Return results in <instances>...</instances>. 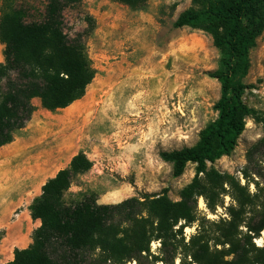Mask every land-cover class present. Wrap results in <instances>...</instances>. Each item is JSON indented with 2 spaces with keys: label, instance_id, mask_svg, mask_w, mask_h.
I'll list each match as a JSON object with an SVG mask.
<instances>
[{
  "label": "rangeland",
  "instance_id": "obj_1",
  "mask_svg": "<svg viewBox=\"0 0 264 264\" xmlns=\"http://www.w3.org/2000/svg\"><path fill=\"white\" fill-rule=\"evenodd\" d=\"M43 4L44 0H0V13L21 8L26 21H36ZM191 6L190 0H146L142 9H130L113 0H81L63 7L62 30L69 37L81 35L94 74L82 96L64 108L48 111L33 98L29 119L11 142L0 146V262L10 261L13 248L31 242L38 223L29 217V204L43 182L78 151L91 166L71 178L62 195L66 204L84 197L114 204L162 188L169 199H178L194 165L187 163L172 177L170 164L157 153L192 145L198 131L215 117L213 103L219 91L216 80L207 76L219 56L210 37L171 25ZM2 48L0 43V62ZM247 62L238 81L252 85L242 98L256 117L244 119L229 155L206 166L232 174L240 185L245 184L240 173L244 170L248 192L264 207V32L248 50ZM230 202L228 195L222 196L223 206ZM222 212L219 206L209 212L203 198H197L198 219H216ZM194 227L195 223L184 227L185 236ZM262 234L253 240L255 245H262ZM157 247L151 241L149 252L156 254ZM137 259L123 264H161L144 253ZM178 261L175 256L172 262Z\"/></svg>",
  "mask_w": 264,
  "mask_h": 264
},
{
  "label": "trees",
  "instance_id": "obj_2",
  "mask_svg": "<svg viewBox=\"0 0 264 264\" xmlns=\"http://www.w3.org/2000/svg\"><path fill=\"white\" fill-rule=\"evenodd\" d=\"M81 0H44L41 18L26 21L21 8L0 13V146L12 141L14 133L30 117L38 99L48 111L61 109L79 99L94 71L84 50L81 35L67 36L62 30L63 7ZM130 9H142L146 0H113ZM171 25L206 33L218 51L216 67L207 76L216 80L218 97L215 117L197 133L190 146L160 150L158 157L170 164L172 177L187 163L193 175L171 200L166 188L153 195L131 196L114 204H97L91 197L64 203L63 192L71 178L87 171L91 162L78 151L65 167L40 186L28 206L30 219L39 224L31 242L13 248L10 261L1 264H123L138 262L144 253L152 262L173 264H264V207L255 195L232 174L219 172L206 163L227 156L243 131L244 119L256 112L242 98L238 78L245 74L248 50L264 32V0H190ZM88 23L90 19H87ZM226 188H225V187ZM231 202L222 205V196ZM202 197L207 210L223 212L216 219L196 217V200ZM195 223L185 236L183 229ZM262 245L253 240L260 232ZM156 241V254L149 243ZM97 251L96 257H89ZM91 261H89V259Z\"/></svg>",
  "mask_w": 264,
  "mask_h": 264
},
{
  "label": "crops",
  "instance_id": "obj_3",
  "mask_svg": "<svg viewBox=\"0 0 264 264\" xmlns=\"http://www.w3.org/2000/svg\"><path fill=\"white\" fill-rule=\"evenodd\" d=\"M33 222H34V223H38V224H39V222H38V220H37V219H33ZM8 260H11V258H9ZM0 263H2V262H0Z\"/></svg>",
  "mask_w": 264,
  "mask_h": 264
}]
</instances>
